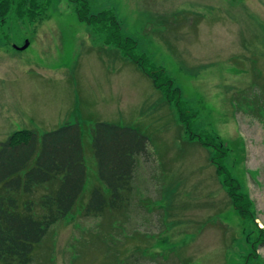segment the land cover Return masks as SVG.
<instances>
[{
  "label": "rangeland",
  "instance_id": "rangeland-1",
  "mask_svg": "<svg viewBox=\"0 0 264 264\" xmlns=\"http://www.w3.org/2000/svg\"><path fill=\"white\" fill-rule=\"evenodd\" d=\"M52 2L28 48L0 47V143L18 130L76 122L134 127L149 142L136 157L126 211L82 215L95 183L89 171L80 203L50 229L32 264H264V116L252 104L255 95L264 100V0ZM78 11L102 18L80 20ZM126 55L178 88L181 116L176 94L166 102ZM189 133L229 146L215 161L250 200L247 220L213 153Z\"/></svg>",
  "mask_w": 264,
  "mask_h": 264
},
{
  "label": "trees",
  "instance_id": "trees-1",
  "mask_svg": "<svg viewBox=\"0 0 264 264\" xmlns=\"http://www.w3.org/2000/svg\"><path fill=\"white\" fill-rule=\"evenodd\" d=\"M83 8L86 9V4ZM78 18L100 21L102 16L86 19L78 11ZM126 57L151 80L154 88L163 90L166 102L172 101V93L176 94L173 102L181 116L178 88L172 89L169 79L159 84L155 74L145 71L136 59ZM260 83H264L263 78ZM260 89L264 99V85ZM255 96L253 110L259 118L264 116V100ZM179 118L183 123V117ZM85 135L90 140L94 163L90 170L85 160ZM188 140L213 153L209 161L222 178L233 208L247 220L251 215L250 200L240 192L238 181L215 161L226 158L229 146L223 145L217 136L202 139L189 133ZM148 142L147 136L138 129L109 122L64 123L42 134L34 130L13 132L0 143V264H32L36 247L50 229L80 203L89 171L95 183L91 185L88 199L79 205L82 215L100 217L113 211H126L133 190L136 157L147 155ZM254 226L262 237L261 230Z\"/></svg>",
  "mask_w": 264,
  "mask_h": 264
},
{
  "label": "flooded vegetation",
  "instance_id": "flooded-vegetation-1",
  "mask_svg": "<svg viewBox=\"0 0 264 264\" xmlns=\"http://www.w3.org/2000/svg\"><path fill=\"white\" fill-rule=\"evenodd\" d=\"M87 1L65 0V3L76 7L81 4L83 6ZM52 4V0H0V47L7 46L15 51L28 48L30 39L36 35L38 23L47 18V11ZM17 36L20 44L14 41ZM24 45L27 47L20 49Z\"/></svg>",
  "mask_w": 264,
  "mask_h": 264
},
{
  "label": "water",
  "instance_id": "water-1",
  "mask_svg": "<svg viewBox=\"0 0 264 264\" xmlns=\"http://www.w3.org/2000/svg\"><path fill=\"white\" fill-rule=\"evenodd\" d=\"M27 47V45H24L23 47H21L20 49H25Z\"/></svg>",
  "mask_w": 264,
  "mask_h": 264
}]
</instances>
